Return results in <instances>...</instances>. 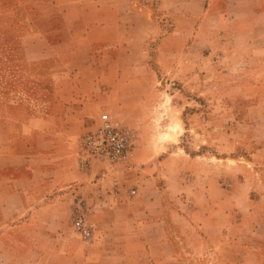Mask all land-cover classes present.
<instances>
[{
	"label": "crops",
	"instance_id": "0c3cea01",
	"mask_svg": "<svg viewBox=\"0 0 264 264\" xmlns=\"http://www.w3.org/2000/svg\"><path fill=\"white\" fill-rule=\"evenodd\" d=\"M0 24H18L22 33L11 45L19 46V64L38 67L29 75L81 79L94 66L101 77L109 68L123 77L125 68L148 66L140 57L152 38L159 74H171L173 66L186 76L193 68L182 53L198 46L201 65L197 62L196 71L237 78L233 89L241 94L237 99L243 97L245 109L264 107V0H0ZM205 61L211 62L206 69ZM42 91L53 99L44 100L41 115L21 122L8 112L0 115V264H191L183 257L189 250L187 236L177 233L165 210L170 197L187 202L192 190L197 203L229 206L264 236V134L243 133L223 155H187L186 164L178 167L177 183L166 178L164 195L158 198L151 189V196H140L146 179L131 167L123 168L126 187L117 184L113 190L101 177L61 195L57 188L63 185L42 178L55 166L31 161L65 154L54 146L41 148L34 140L54 141L44 125L82 124L87 103L59 101L53 81ZM13 123L43 127L11 131L6 126ZM155 180L150 177L146 183ZM133 181L134 186L129 184ZM79 202L91 230L88 242L70 227ZM141 203L153 212L139 208ZM248 257L264 264V239L251 241L236 264H247Z\"/></svg>",
	"mask_w": 264,
	"mask_h": 264
},
{
	"label": "rangeland",
	"instance_id": "374dc122",
	"mask_svg": "<svg viewBox=\"0 0 264 264\" xmlns=\"http://www.w3.org/2000/svg\"><path fill=\"white\" fill-rule=\"evenodd\" d=\"M19 33L22 32L18 24H0V97L5 96L10 100L7 105L0 101V115L8 112L19 122L25 121L28 116L41 115L44 112V100L53 99V95L49 97V93H43L42 87L48 88L52 81L59 88L55 97L59 101L66 105L68 102L71 104L72 99L87 103L82 124L77 127L44 125L45 131L51 132L54 141L34 140V144L39 143L41 148L51 149L54 146L65 154L39 157V160L33 158L31 161L34 165L55 166L42 178L52 180L58 187L63 185L57 188L61 195L78 185L95 183L101 177L113 186V190L117 184L126 187L123 168L131 167L132 172H141L146 180L150 177L156 179L153 183L138 181L143 185L140 196H151L153 190L152 194L158 198L164 195L166 178L170 181L174 177L177 183L178 167L182 163L186 164L183 159L187 155H223L233 150L234 140L243 133L252 134L253 137L264 134V123L260 120L264 117V107L256 105L245 109L243 97L237 99L241 94L233 89L237 78L213 75L208 70L196 71L197 62L201 65L198 46L187 47L182 53L187 55L186 61L193 68L186 76L180 75L179 67L171 69L173 66H169L171 74H159L161 70L158 72L153 64L155 52L152 49L155 46L151 38L145 42L141 50L144 53L140 57L146 59L148 66L144 63L135 65L134 69L125 68L123 77L113 75L110 68L106 71L107 75L101 77L100 70L93 66L91 74L81 78L83 80L68 77L53 79L29 75V72L34 74L38 67L19 64L15 59L19 58V46L11 45V41ZM34 48H37L35 43L33 51ZM128 64L124 62L125 66ZM202 65L206 69L211 66V62L205 61ZM132 72L138 75H130ZM81 88H85V91H79ZM118 91H124L123 95ZM101 113L116 118L130 131L133 157L128 165L110 164L86 157L83 137L96 127ZM246 117L251 119V124L240 123V119ZM6 127L15 131L25 127L36 130L43 126L13 123ZM13 136V140H17V136ZM236 144L237 148H243ZM129 184L134 186V181ZM131 190L128 187L130 195ZM194 193L195 190L189 192L187 202L173 195L165 210L166 214L171 215L177 233L187 236L188 247L185 246L190 251L183 257L189 259L191 264H236L243 258V250L251 241L264 239L260 232L246 225L243 214H235L226 205L197 203ZM81 203L80 213L88 225L86 214L82 212L84 204ZM139 208L152 209L142 203ZM156 209L159 212V208ZM75 214L76 211L71 216L70 227L74 235L79 237L73 228ZM247 264L257 263L253 257H248Z\"/></svg>",
	"mask_w": 264,
	"mask_h": 264
},
{
	"label": "built area",
	"instance_id": "2783aa9c",
	"mask_svg": "<svg viewBox=\"0 0 264 264\" xmlns=\"http://www.w3.org/2000/svg\"><path fill=\"white\" fill-rule=\"evenodd\" d=\"M83 147L86 157L90 156L110 164L128 165L133 157L130 131L107 113H101L97 118L96 127L83 137ZM81 204H78L73 228L84 242H88L91 230L80 213Z\"/></svg>",
	"mask_w": 264,
	"mask_h": 264
},
{
	"label": "bare ground",
	"instance_id": "6f19581e",
	"mask_svg": "<svg viewBox=\"0 0 264 264\" xmlns=\"http://www.w3.org/2000/svg\"><path fill=\"white\" fill-rule=\"evenodd\" d=\"M132 192V191H131ZM80 237V236H79Z\"/></svg>",
	"mask_w": 264,
	"mask_h": 264
}]
</instances>
